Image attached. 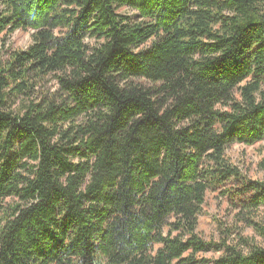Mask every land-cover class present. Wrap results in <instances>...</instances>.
<instances>
[{
    "label": "trees",
    "instance_id": "obj_1",
    "mask_svg": "<svg viewBox=\"0 0 264 264\" xmlns=\"http://www.w3.org/2000/svg\"><path fill=\"white\" fill-rule=\"evenodd\" d=\"M0 7V38L33 32L0 52V264H264V245L197 233L207 191L237 178L264 239V182L226 159L264 142V0Z\"/></svg>",
    "mask_w": 264,
    "mask_h": 264
},
{
    "label": "rangeland",
    "instance_id": "obj_2",
    "mask_svg": "<svg viewBox=\"0 0 264 264\" xmlns=\"http://www.w3.org/2000/svg\"><path fill=\"white\" fill-rule=\"evenodd\" d=\"M118 13L135 16V13L127 8L120 9ZM32 34V31L19 30L10 36H2L0 52L3 59L7 60L11 52L28 49L32 44ZM56 91L57 86L52 79L48 82L43 93L53 94ZM226 159L230 166L236 168L246 180L264 182V142L254 146L235 144L226 152ZM244 182V180L231 178L224 184L210 187L199 217L197 233L201 239L208 243L218 244L223 236H230L229 233L235 232V235L228 240V244L237 246L240 244L239 237H244L253 241L255 245L261 247L264 245V239L253 227H248L240 222V216L245 215L241 208V202L244 200L241 196ZM8 202L10 200H7ZM255 219L258 226L264 227V210H261ZM221 256L222 253L209 251L198 254L197 259L215 261Z\"/></svg>",
    "mask_w": 264,
    "mask_h": 264
}]
</instances>
